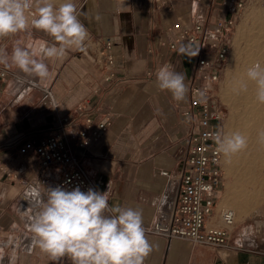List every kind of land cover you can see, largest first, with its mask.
<instances>
[{
  "label": "crops",
  "instance_id": "obj_1",
  "mask_svg": "<svg viewBox=\"0 0 264 264\" xmlns=\"http://www.w3.org/2000/svg\"><path fill=\"white\" fill-rule=\"evenodd\" d=\"M61 2L54 0L56 6ZM73 3L88 30L86 55L69 50L63 60L47 61L50 76L45 81L0 64L12 73L0 76V164L19 175L12 179L0 170V264H10L13 254L16 264H72L68 256L53 261L34 245L27 217L22 215L29 204L22 196L28 186L45 190L39 183L40 164L34 154H21L18 146L3 144L23 134L50 133L65 116L79 127L83 118L75 108L82 102L95 121L112 118L109 128L88 149L74 148L100 190L108 191L110 206L141 210L144 227H149L167 220L179 194L188 130L182 115L189 102L186 80L191 61L189 55L172 51L169 43L178 32L176 23L191 27L217 13V0ZM107 37L114 42L120 73L110 86L97 62L100 41ZM51 39L29 28L0 38V47L10 53L16 40ZM164 64L185 75L188 92L183 101L157 86L156 73ZM148 71L153 73L149 76ZM146 236L154 248L144 264H264V213L235 226L230 244L222 248L147 232Z\"/></svg>",
  "mask_w": 264,
  "mask_h": 264
},
{
  "label": "built area",
  "instance_id": "obj_2",
  "mask_svg": "<svg viewBox=\"0 0 264 264\" xmlns=\"http://www.w3.org/2000/svg\"><path fill=\"white\" fill-rule=\"evenodd\" d=\"M251 1L217 0V13L198 19L191 27L180 23L174 25L178 32L169 48L181 54V45H191L185 49V54L199 51L195 56L189 55L191 65L186 80L189 102L182 115L188 130L179 194L167 220L145 227L147 233L168 239L184 238L194 244L214 248L230 244L236 212L229 207L218 208L224 184L223 155L217 152L211 134L216 131L224 133L226 111L220 97L221 82L230 57L234 30ZM259 3L264 6V0H259ZM97 62L104 72L106 85L110 86L120 74L114 42L110 37L101 39ZM152 73L148 71L147 74L150 76ZM10 74L0 65L2 78ZM75 113L83 118L79 127L73 126L74 119L65 116L50 133L23 134L5 142L3 147L18 146L21 154H34L41 168L39 183L46 189L61 186L71 190L79 186L82 191L93 188L102 192L87 172L84 159L75 153L74 148L88 149L109 128L112 118L95 121L85 102L76 106ZM68 129H71L70 135ZM0 170L12 179L19 176L3 164H0ZM164 174L168 175V172Z\"/></svg>",
  "mask_w": 264,
  "mask_h": 264
},
{
  "label": "clouds",
  "instance_id": "obj_3",
  "mask_svg": "<svg viewBox=\"0 0 264 264\" xmlns=\"http://www.w3.org/2000/svg\"><path fill=\"white\" fill-rule=\"evenodd\" d=\"M34 10V11H33ZM29 28L41 30L51 41L25 43L16 40L9 53L0 47V64L13 65L21 72L45 81L50 76L47 61L63 60L69 50L87 54L88 30L78 18L73 0H0V38ZM191 45H181L179 52ZM198 51L190 52L195 56ZM255 85V101L264 105V64L257 61L246 72ZM159 89L171 92L183 101L188 92L185 75L164 64L156 73ZM248 84L241 82L239 93ZM258 142L264 144V129L258 131ZM217 152L230 157L247 148V138L239 131L211 134ZM110 185V182H109ZM109 188V186H108ZM29 207L22 211L33 234V243L41 253L56 261L70 257L72 264H144L154 245L146 236L142 211L132 207L110 206L108 191L93 188L82 191L79 186L68 190L61 186L45 188L28 186L22 196ZM10 264H16L13 254Z\"/></svg>",
  "mask_w": 264,
  "mask_h": 264
},
{
  "label": "bare ground",
  "instance_id": "obj_4",
  "mask_svg": "<svg viewBox=\"0 0 264 264\" xmlns=\"http://www.w3.org/2000/svg\"><path fill=\"white\" fill-rule=\"evenodd\" d=\"M252 13L255 14L251 19L252 22H250L251 17L247 16L244 19H241V21L239 20L240 22H238L235 28V42H233L236 44L243 41L245 42V58L243 60V56L241 57L243 60V64H241L239 61L240 57H236V65L233 74L234 79H232L233 81L229 84V89L224 92L225 97H228V99L231 100V103L233 106H236L235 109H237L238 112L237 117L234 119L235 122L232 124L233 128L230 130V133L239 131L247 138V142H251L253 138L258 141V138H256L258 135H256V133L264 126V105L258 104L255 101V85L253 82L248 81L246 76L248 69L246 64L250 65L257 59L264 64V42L262 39V35H264V17H259V13H257L256 10H253ZM241 82L248 84V91L246 93L238 94ZM260 147L259 145L254 144H252L251 147V143H247V148L245 150L248 149L250 153L247 151L245 153V150H243L231 156L230 160L228 158L230 170L235 174L236 179L235 182L229 186V189L227 187L228 190L224 194L222 200L226 205H230L229 208L238 211L241 215L250 211L253 205L259 202V200H262V197H260L261 190H255L257 189L255 188L253 191H250L251 189H248L247 187L248 184H254L255 180L252 176L250 177L247 175L250 173L253 174V172H251L252 170L249 168L253 165H248L247 162H245L248 155L254 157L256 154L258 156L261 154L260 157L263 156L262 164L264 166L263 150ZM241 154L244 155L242 156Z\"/></svg>",
  "mask_w": 264,
  "mask_h": 264
},
{
  "label": "rangeland",
  "instance_id": "obj_5",
  "mask_svg": "<svg viewBox=\"0 0 264 264\" xmlns=\"http://www.w3.org/2000/svg\"><path fill=\"white\" fill-rule=\"evenodd\" d=\"M253 10H256L257 13H259V17H264V6L261 5L259 3V0H252L247 8L244 10L241 19H244L245 17L249 16L250 18V22H252V18L253 15H255L254 13H252ZM256 13V12H255ZM263 13V14H262ZM250 14V15H249ZM240 19V21H241ZM239 21V22H240ZM236 33V29L234 30L233 33V41H234V35ZM262 39L264 42V35H262ZM235 42V41H234ZM233 42L232 45V49H231V53H230V57L227 63V67L225 69V72L223 74V78H222V82H221V93H220V97H221V101L223 103V106L225 108L226 111V117L224 120V133L226 134H230V130H232L234 122H235V118L237 117V109L236 106H233V104L231 103V100L228 99V97L226 98L224 95V92L227 91V89H229V84L233 81L232 79H234L233 74H234V68H235V61H236V57H240V63L243 64V60L245 58V42H241L239 44H236ZM237 45V46H236ZM243 56V60L241 59V57ZM257 61L261 62L259 59L254 60V62H252L253 65L254 63H256ZM249 68V64H246ZM236 114V115H235ZM264 129V126L263 128ZM258 134V132L256 133V135ZM255 135V136H256ZM256 138H258V136H256ZM249 144L251 143V147L252 144L254 145H259V147L263 150L262 153L264 155V144H261L257 141V139H254L250 142H248ZM246 151L248 153L249 150H245L244 152L246 153ZM242 156L244 154H241ZM258 155L256 154V156L252 157L250 155H248L247 160L245 162H247L248 165L252 164L253 166L249 167L250 170H252L250 174H247L248 176H252V178L255 180L254 184H248L247 187L248 189H251L250 191H253L255 188V190H261L260 191V197H262V200H259V202H257L255 205H253V207H251V210L248 211L245 214H240L238 211L236 212V224L235 226H239V225H244L247 221H249L251 218L259 216L260 214L264 213V166L262 164V157L261 154L257 157ZM182 162V161H181ZM246 164V165H247ZM223 166H224V184L221 188V195L219 197V207L218 208H222V207H230V205H226V203L222 200L224 194L226 193V191L229 189V186H231L236 179L235 174L230 170V166H229V160L228 158L223 156ZM254 170V171H253ZM228 187V189H227ZM259 187V188H258ZM262 192V193H261ZM259 203V204H258ZM256 210V211H255ZM253 211V212H252Z\"/></svg>",
  "mask_w": 264,
  "mask_h": 264
}]
</instances>
